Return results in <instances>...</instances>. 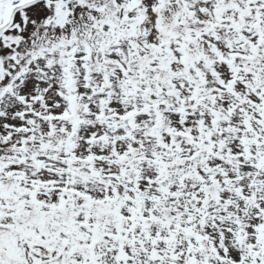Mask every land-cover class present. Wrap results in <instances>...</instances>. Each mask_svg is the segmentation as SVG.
I'll list each match as a JSON object with an SVG mask.
<instances>
[{
	"label": "snow or ice",
	"instance_id": "obj_1",
	"mask_svg": "<svg viewBox=\"0 0 264 264\" xmlns=\"http://www.w3.org/2000/svg\"><path fill=\"white\" fill-rule=\"evenodd\" d=\"M0 264H264V0H0Z\"/></svg>",
	"mask_w": 264,
	"mask_h": 264
}]
</instances>
